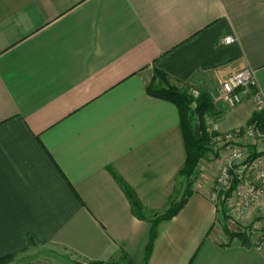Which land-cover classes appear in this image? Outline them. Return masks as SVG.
Returning a JSON list of instances; mask_svg holds the SVG:
<instances>
[{
    "label": "crops",
    "instance_id": "crops-1",
    "mask_svg": "<svg viewBox=\"0 0 264 264\" xmlns=\"http://www.w3.org/2000/svg\"><path fill=\"white\" fill-rule=\"evenodd\" d=\"M245 67L264 97V0H0V258L142 264L151 222L114 174L150 217L180 194L186 156L177 106L147 92L153 72L207 91ZM216 106L207 132L261 111L248 96ZM225 154L200 160L147 264H264L209 198Z\"/></svg>",
    "mask_w": 264,
    "mask_h": 264
},
{
    "label": "built area",
    "instance_id": "built-area-1",
    "mask_svg": "<svg viewBox=\"0 0 264 264\" xmlns=\"http://www.w3.org/2000/svg\"><path fill=\"white\" fill-rule=\"evenodd\" d=\"M235 41L232 35L223 36L218 40L222 44ZM212 101H222L227 107H234L241 102L243 96H248L257 109H264V97L259 89L255 71L251 68H241L228 75L216 89L209 92ZM208 148L228 149L215 183L209 193L210 200L220 205L221 197L233 184L230 197L231 210L224 222L225 228L232 233L243 234L249 246L257 251L264 249V217L246 220L253 206L264 213V129L257 121L248 122L242 128L225 133L210 134ZM243 139H252L257 145V156L247 159ZM227 200V198H226Z\"/></svg>",
    "mask_w": 264,
    "mask_h": 264
},
{
    "label": "trees",
    "instance_id": "trees-1",
    "mask_svg": "<svg viewBox=\"0 0 264 264\" xmlns=\"http://www.w3.org/2000/svg\"><path fill=\"white\" fill-rule=\"evenodd\" d=\"M155 74L157 77H160L162 85L157 86L156 82H151L147 84V92L150 95L163 98L169 101H172L179 110L180 124L183 134V140L185 145V161L182 167L177 172V178L183 177L185 180V188L178 197L176 189L173 192V195L169 198L167 206L161 212L153 213L150 217L145 214V209L141 204L140 200L136 196L132 188L118 175L114 174L115 179L119 183L121 189L125 193L130 206L132 214L143 220H149L151 222V230L149 241L146 246L145 256L142 264H147L148 258L151 254L153 241L156 235V224L161 220L171 219L185 204L187 198L191 194V183L188 182L191 176H194L197 171V166L200 160L210 153L208 148L209 135L205 132V125L203 122V117L205 114L214 112V104L208 92H203L199 95L196 100L195 106L192 108L190 106V100L188 96L181 91L175 84L170 83L163 72L156 70ZM252 121H257L261 128L264 129V109L259 113L252 116L249 120V123ZM198 124L201 132V139L199 141H194L193 139V128L194 125ZM254 157V156H253ZM229 192V191H228ZM228 192L224 195V198L221 200V205L224 204ZM223 217H225L224 210H222ZM225 232L229 235L230 238L237 237L244 244L249 245L247 239L243 234L229 232L224 226ZM13 258V255H7L0 258V264H5ZM89 264H119L116 261L109 262H92Z\"/></svg>",
    "mask_w": 264,
    "mask_h": 264
},
{
    "label": "rangeland",
    "instance_id": "rangeland-1",
    "mask_svg": "<svg viewBox=\"0 0 264 264\" xmlns=\"http://www.w3.org/2000/svg\"><path fill=\"white\" fill-rule=\"evenodd\" d=\"M151 82H156V85L157 86H160V85H162V81H161V79H160V77H157V75L153 72V75H152V77H151V79H150V82L149 83H151ZM181 91H183L187 96H188V98H189V100H190V106L193 108L194 106H195V104H196V100H197V98L199 97V95L201 94V93H203V92H207V91H209V92H211V91H213L214 89H216L217 88V86H219V84L218 85H215L212 89H207V91H205V89H203V87H200V86H198V85H196V84H177L176 85ZM219 102V100H217V101H214L213 102V106H214V108H217V103ZM211 113H208V114H205L204 115V117H203V122H204V125H205V122L207 121V120H210L211 119V115H210ZM240 128H242V127H240ZM263 129V128H262ZM236 130V129H235ZM232 131H234V130H232ZM205 132L207 133V135H208V132L205 130ZM226 132H229V131H226ZM225 133V132H224ZM210 134H215V132H212L211 131V133ZM240 143V145H242V146H244V148H245V155L247 156V159H250V158H253V156L255 157V156H257L259 153H257V148H258V145H257V143L254 141V140H252V139H243L241 142H239ZM208 145V144H207ZM211 151H210V153H208L206 156H209V155H212L213 157H216L217 156V154L219 153V151H226V154L224 155L225 157H224V159L226 158V156L228 155V149H226V148H220L219 150L217 149V150H214V149H212V148H209ZM224 159H223V162H224ZM223 162H222V164L220 165V168H221V166L223 165ZM220 170V169H219ZM197 171H198V166H197ZM197 171H196V174L194 175V176H191L190 178H189V181L188 182H190L191 183V186H192V184H193V181H194V179H195V177H196V175H197ZM185 179L183 178V177H179V178H177V182H178V184H181V186L182 187H180V194H178L177 196L178 197H180V195H181V193L183 192V189L185 188V181H184ZM231 188L229 189V192H228V195L227 196H225L226 198H227V200H229V198L232 196V187H233V184L232 183H230V185H229ZM190 188H192V187H190ZM178 191L176 190V193H177ZM227 193V192H226ZM225 193V194H226ZM223 198L221 197V199H220V205H218L217 204V206L219 207V209L221 210V213H222V210H224V213H225V217L223 218V219H221L220 220V222H222V225H221V228H223L224 229V222H225V220H226V216H228L229 215V212H228V210H227V208H226V205H225V201H224V204L223 205H221V200H222ZM232 202H230V204H231ZM253 211V212H252ZM252 213V214H251ZM251 213H249L248 214V217H247V219L246 220H249V219H257V218H263L264 217V213H262V212H260V210L257 208V206H253L252 207V209H251ZM223 215V214H222ZM23 259H28V258H23ZM16 261V260H15ZM6 264V263H5ZM14 264H17L16 262L14 263Z\"/></svg>",
    "mask_w": 264,
    "mask_h": 264
},
{
    "label": "water",
    "instance_id": "water-1",
    "mask_svg": "<svg viewBox=\"0 0 264 264\" xmlns=\"http://www.w3.org/2000/svg\"><path fill=\"white\" fill-rule=\"evenodd\" d=\"M193 139L194 141H199L201 139V132L198 124L194 125L193 128Z\"/></svg>",
    "mask_w": 264,
    "mask_h": 264
}]
</instances>
